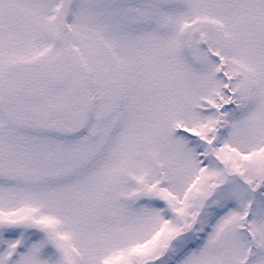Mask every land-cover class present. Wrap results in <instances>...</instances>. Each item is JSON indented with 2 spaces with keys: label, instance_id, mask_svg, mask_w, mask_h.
<instances>
[{
  "label": "snow or ice",
  "instance_id": "6c2138e0",
  "mask_svg": "<svg viewBox=\"0 0 264 264\" xmlns=\"http://www.w3.org/2000/svg\"><path fill=\"white\" fill-rule=\"evenodd\" d=\"M0 264H264V0H0Z\"/></svg>",
  "mask_w": 264,
  "mask_h": 264
}]
</instances>
